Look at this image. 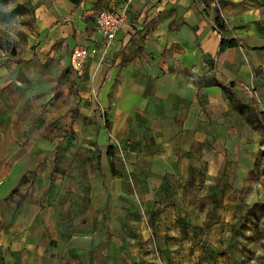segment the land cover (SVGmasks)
Masks as SVG:
<instances>
[{
    "label": "crops",
    "instance_id": "crops-1",
    "mask_svg": "<svg viewBox=\"0 0 264 264\" xmlns=\"http://www.w3.org/2000/svg\"><path fill=\"white\" fill-rule=\"evenodd\" d=\"M17 1L34 6L39 39L20 61L0 56V264H88L107 244L118 254L119 223L150 219L155 202L189 223L183 212L199 210V197L183 199L203 197L200 161L238 163L244 176L264 148V0H223L224 33L219 0ZM122 6L107 59L88 58L78 94L62 87L67 104L56 106L46 92L69 84L72 49L96 46V13ZM223 36L239 46L221 51ZM76 141L104 155L75 169L51 151Z\"/></svg>",
    "mask_w": 264,
    "mask_h": 264
},
{
    "label": "rangeland",
    "instance_id": "rangeland-1",
    "mask_svg": "<svg viewBox=\"0 0 264 264\" xmlns=\"http://www.w3.org/2000/svg\"><path fill=\"white\" fill-rule=\"evenodd\" d=\"M38 39L34 6L17 0H0V56L4 60L14 58L20 61L36 47ZM85 76V71L80 73L70 67L64 73V77L70 79L69 84L64 86L62 80L58 81L46 93H53L55 105L62 107L61 102L67 104L62 87L70 91L74 89L76 96L79 82ZM70 110L75 113L74 104ZM55 128L61 129L57 125ZM72 143L71 147L61 143L51 150L61 160L66 159L68 167L76 162L77 169L80 162L85 165L86 159L104 155L98 150L86 151L77 141ZM119 154L127 161L125 148L119 150ZM241 166L245 169L244 176L237 173L238 163L227 160L221 163L212 159L211 163L203 164L200 161L204 173L200 172L198 193L203 197L192 194L187 200L183 199L188 206L199 197V210L189 205L183 212L189 223H172L171 213L162 212V203L156 206L155 202L156 212L151 210L150 219L147 212H141L135 218L134 228L130 223H119L118 232L124 239L121 248L118 247V254H114L113 247L107 244L105 253L91 257L88 264H264V148L253 164ZM91 167L96 171L103 169L99 161ZM81 170L85 171L83 167ZM203 184L215 187L212 189L215 199L206 197L207 188L201 189ZM205 205L209 208L207 212L201 211ZM151 219L155 223H151ZM126 237L134 238V241H127Z\"/></svg>",
    "mask_w": 264,
    "mask_h": 264
},
{
    "label": "built area",
    "instance_id": "built-area-1",
    "mask_svg": "<svg viewBox=\"0 0 264 264\" xmlns=\"http://www.w3.org/2000/svg\"><path fill=\"white\" fill-rule=\"evenodd\" d=\"M128 8L122 6L117 9H102L95 15L96 27L102 36L101 41L94 47L77 44L72 49L71 66L80 73L84 69L85 62L90 57H99V61H105L110 53V42L116 38L118 30L125 24ZM244 91L253 95V88L247 83H240Z\"/></svg>",
    "mask_w": 264,
    "mask_h": 264
},
{
    "label": "trees",
    "instance_id": "trees-1",
    "mask_svg": "<svg viewBox=\"0 0 264 264\" xmlns=\"http://www.w3.org/2000/svg\"><path fill=\"white\" fill-rule=\"evenodd\" d=\"M206 5H210L212 2H215L216 0H203ZM225 4V1L219 0L217 2V5L215 6V14H214V22L216 29L220 33H224L230 29L229 25L226 23V21L222 18L221 13H220V8ZM239 41L236 38H227L225 36L222 37L221 43H220V50L224 51L226 48L230 47H236L239 46ZM106 118V124L109 125V121L107 118V115H105ZM23 180H25V177H23ZM17 189L14 190V192ZM3 227V223L0 222V228Z\"/></svg>",
    "mask_w": 264,
    "mask_h": 264
}]
</instances>
